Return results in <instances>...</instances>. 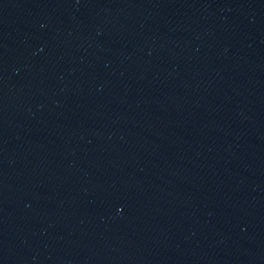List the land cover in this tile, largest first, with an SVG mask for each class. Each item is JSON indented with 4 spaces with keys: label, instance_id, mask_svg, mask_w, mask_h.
<instances>
[{
    "label": "water",
    "instance_id": "obj_1",
    "mask_svg": "<svg viewBox=\"0 0 264 264\" xmlns=\"http://www.w3.org/2000/svg\"><path fill=\"white\" fill-rule=\"evenodd\" d=\"M0 264H264V0H0Z\"/></svg>",
    "mask_w": 264,
    "mask_h": 264
}]
</instances>
